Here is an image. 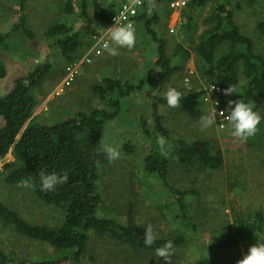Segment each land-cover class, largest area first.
<instances>
[{
    "label": "trees",
    "instance_id": "16d2710c",
    "mask_svg": "<svg viewBox=\"0 0 264 264\" xmlns=\"http://www.w3.org/2000/svg\"><path fill=\"white\" fill-rule=\"evenodd\" d=\"M119 3L120 1L105 6L99 0L58 2L55 10L53 9L55 6L52 8L55 13L49 15L42 36L50 40L48 47L55 49L59 58L51 59L46 54L47 56L35 64L29 72L24 76H16L9 86L0 92V159L10 155L12 157L2 165L0 179L10 187V190L28 184L37 201L53 205L62 211V219L53 226L31 224L22 219L16 211L8 208L0 199V221L4 225L12 226L16 233L25 238L45 243L60 251V255L56 258H41L32 261L31 264H86L84 253L89 239L94 235L104 236L119 243L121 250L133 247L148 253L156 251L168 240L173 242L174 249L185 243L188 237L174 232L172 235L158 236L151 247L146 246L140 225L123 223L109 205H105L107 209L104 207V196L100 191V175L107 167V170L113 169L114 164L108 161L101 150V145L110 143L117 146L119 140H125L124 135L112 137L108 133L115 129L113 122L120 112L122 110L129 112V106H125V103L131 101L130 98L140 90L144 91L145 97L149 100V113L153 122L152 129L145 127L149 125H143V135L146 133L150 140V148L145 156L139 157L142 159L141 170L144 173L141 174L140 179L143 182L147 175L152 176V174L158 178L159 185L165 193L174 199V205L178 210L175 216L180 218L179 224L183 229L189 224L194 227L189 222L187 204L183 198L186 195L199 196V194L196 190H180L170 185L168 158H176L180 167L187 173L193 170L198 173L220 171L223 167V154L219 147H212L207 140L188 141L170 136L162 126L159 106L167 105L165 95L159 94L162 84L170 82L171 79L172 87L182 93L179 109L194 119L201 114L202 97L205 93L203 88H194L185 93L181 86L173 83L174 74L181 75L179 72L184 69L183 62L177 65L171 63V58L166 52L165 39L157 35L152 27L169 17L172 10L168 7V0H155V8L152 11H149L146 1L135 18V28L142 26L155 43V60L150 65L157 69L156 73L150 78L136 81L132 71L134 69L132 59L125 58L124 54H121L120 58L115 57L114 62L111 61L108 67L102 66L98 71H91L88 64L89 68H85V72L91 71L92 74H87L84 78V84H88V89L86 85L84 86L87 89L85 95L77 96V99L71 96L73 102L65 98V103L59 107V113L65 108L70 111V116L66 119L43 122L34 115L35 108L48 89L63 72L65 73L66 65L76 61L90 47L92 43L90 35L94 31V28L90 27L91 24L100 28L107 26L110 16L117 10ZM209 4L210 12L203 20L206 24L205 29L199 35L192 51L197 59H200L201 67L208 68L206 72L208 82L220 88V104H226V109L229 100L243 99L246 103L254 102V111H258L263 118V126H258L262 132L264 52L259 47L264 42V4H259V0H189L186 7L181 10L182 15L187 19L184 27L192 29L189 20L190 11ZM18 5L16 21L7 33L0 34V49L5 48V39L14 35L19 29L30 38L35 36L25 24L24 11L27 8V0H19ZM44 10L48 11L49 8L46 7ZM76 10L80 11L84 19L85 30L83 25L74 29ZM242 13H247V17L241 19L243 24L238 17ZM249 17L253 19L251 21L253 26L248 30L243 26L246 25L245 21ZM250 32L253 34L251 35ZM175 47V52H181L184 60L189 57L190 49H184L181 45ZM100 71L102 74L100 73L98 79L93 73ZM6 72L5 62L0 58V79L6 76ZM46 80L50 85L43 88L42 85ZM229 85H234L237 93L225 95L223 89ZM96 101L97 105L94 104ZM72 103H75V106H72ZM48 104L53 106L51 101ZM234 106L233 104L231 107ZM134 119H130L129 125H132ZM160 135H163L173 146L168 150L167 156L161 154L156 142ZM262 135H257L256 140ZM261 140L264 138L262 137ZM132 149L129 144H122V151L131 153ZM41 170L45 173L57 174L67 172L69 179L67 183L57 185L55 190L45 192L41 190ZM229 176L236 177L231 173ZM121 177L134 184L133 177L128 179L123 174ZM134 178L138 179L135 176ZM123 182L130 185L127 181ZM232 184L236 186V179H233ZM130 195L138 197L139 193L134 191L130 194L122 191L120 197L124 199ZM235 219L237 224L235 228L228 223L219 226L216 234L205 247L204 255H199L192 264H214V254L218 250L232 249L238 252L237 245L242 244V251L246 254L250 246L259 242L264 243L263 218L259 212L253 211L250 212L249 217ZM123 254L124 252L119 255ZM0 264H25V262L0 250Z\"/></svg>",
    "mask_w": 264,
    "mask_h": 264
},
{
    "label": "rangeland",
    "instance_id": "374dc122",
    "mask_svg": "<svg viewBox=\"0 0 264 264\" xmlns=\"http://www.w3.org/2000/svg\"><path fill=\"white\" fill-rule=\"evenodd\" d=\"M63 1L27 0V8L24 11L26 14L25 24L26 28L35 36L30 38L19 29L14 35L5 39L4 43L6 46L0 49V58L5 62L7 72L6 76L0 79V92L5 90L16 76H24L47 55L51 59L59 58L58 52L48 47L50 40L42 36V33L48 22L49 15L51 16L54 15L53 12L55 13L52 8L58 2L62 3ZM99 1L103 5L109 6L111 3H118L120 0ZM18 3L19 0H0V34L7 33L10 26L16 21ZM259 4L263 5L264 0H259ZM46 7L49 8L48 11L44 10ZM55 8L56 6L53 9L55 10ZM210 9L211 5L209 4L200 9L196 8L190 11L189 20H191L192 24V29L190 30L184 27L187 19L182 15L181 11H171L168 18H164L161 22L152 25L156 34L165 39L166 52L171 58V63L177 65L183 62L184 69L179 72L181 75L174 74L173 83L181 86L185 93L194 88L204 89L213 84L208 82V73H206L208 68L201 67L200 59H197L196 54L192 51V47L198 41L199 35L205 29L206 24L203 23V20L209 14ZM238 17L239 21L241 19L244 20L247 17V13L239 14ZM251 17L245 21L244 29L249 30V28H252L251 21L253 19ZM74 18V29L84 26V19L80 11L76 10ZM241 22L243 24V21ZM90 27L94 28L90 35V38H92V35L96 34L100 27L92 24ZM83 30H85V26ZM250 33L251 35L253 34L252 32ZM150 38L146 29L142 28V26L141 28L136 26L135 47L130 50L120 48L119 56H112L104 51L100 56L91 57L90 62L82 65L75 82L62 94L55 95L53 89L63 78V72L37 105L34 115L43 122H50L53 119H66L70 116V111L63 108L59 113L60 105L64 104L65 100L73 102L70 99L71 96L77 99V96L85 95L88 84H84V78L87 74H92L91 71H98L102 66L106 65L108 67L109 63L115 57L120 58L121 54H124L125 58L131 57L132 67L135 69L132 71L136 81L141 78H150L157 72V69L150 65L155 60V43ZM263 43L259 48L264 52ZM177 45H181L187 50L190 49V55L187 59L184 60L181 52H175V46ZM86 51L87 49L83 54ZM19 58L22 59L20 60ZM88 64H90L91 71L85 72ZM100 73L101 71L93 73V75L96 74L99 79L102 74ZM77 82H80V84ZM49 83L46 80L44 85H42L43 88L50 85ZM170 85L171 79L170 82L162 84L159 94L165 95L166 91L172 87ZM130 99L131 101L126 100L128 102L127 104L125 103V106H129V112L122 110L118 118L113 122L115 129L110 130L111 133H108L112 137L124 135L123 138L125 137V140H119V144H117L121 151V157L111 163L114 164V168L110 170H107L108 167L106 169L103 168L105 172H101L100 175V191L102 196H104V207L109 205L115 212L114 214H118L117 218L119 216L121 222L140 225L143 234L145 233L146 224L151 223L159 237L172 235L175 232L186 235L188 238L184 244L174 249L172 260L167 262L163 258L158 259L155 256L156 251L148 253L129 246H127L129 248L121 250L119 243L106 239L104 236L94 235L87 244L83 257L84 262L86 264H192L198 259L199 255H204L205 247H207L222 223H228L235 228L237 226L235 218L249 217L250 212L253 211L262 215V233L264 234V140H261L262 137L264 138V129L261 132L260 128L256 133L258 136L263 134L259 140H256L258 136L254 135L247 141H239L231 135L232 129L228 122L224 128L218 127V118L212 127L201 129V116L205 115L209 109H212L203 100L201 114L197 119L191 118L179 108H170L168 105L159 106L162 114V126L168 131L170 136L188 141L196 139L207 140L212 147H219L223 154V167L220 171H202L199 173L195 170L187 173L180 167L176 158H168V180L170 185L178 187L180 190H196L197 194H199V196L194 194L186 195L183 198L187 204L186 211L190 218L189 222L194 225L193 227L189 224L183 229L179 224L180 218L175 216L178 210H176V205H174V199L168 193H165L159 185L158 178L152 174V176L147 175L146 180H143V182L140 179L141 174L144 173L141 170L142 159L139 157L145 156L150 148V140L147 138L146 133L143 135V125H149L145 127L152 129L153 122L149 113V100L145 97L144 91L140 90ZM50 101L51 103L53 102V106L48 104ZM94 104L97 105L98 102L96 101ZM72 106H75V103H72ZM226 106V104H221V108L224 110ZM143 107L144 109H142ZM261 112L264 113V111ZM131 118H135V123L133 121L132 125H129ZM262 123L263 118L259 124L260 127L263 126ZM124 143L133 147L131 153L121 150ZM11 159V155L0 159V171L2 165ZM230 173L236 177L229 176ZM121 174L128 179L133 177L134 184L121 177ZM132 175L138 179H135ZM229 177L231 178L229 179ZM233 179L237 181L236 186L232 184ZM123 181L129 182L130 185ZM14 190L15 192H13ZM122 191L130 194L135 191L139 193V196L130 195L121 199L120 194ZM0 199L3 200L8 208L16 211L22 219L31 224L53 226L62 219L60 208L37 201L29 187L24 185L22 188L18 187L10 190V187L5 185L4 181L2 182L0 179ZM237 249L238 252H234L232 249L218 250L214 254V264H238V261L245 254L242 251V244L237 245ZM0 250L7 255H13L15 258L23 260L25 264H31L32 261L41 258H56L60 255L59 250L45 243L25 238L16 233L12 226L4 225L1 221ZM123 252L124 254L120 256L119 254Z\"/></svg>",
    "mask_w": 264,
    "mask_h": 264
},
{
    "label": "clouds",
    "instance_id": "9594fccd",
    "mask_svg": "<svg viewBox=\"0 0 264 264\" xmlns=\"http://www.w3.org/2000/svg\"><path fill=\"white\" fill-rule=\"evenodd\" d=\"M140 0H128L126 11L138 5ZM155 8V0H148V9L152 11ZM134 14V13H133ZM106 31L99 33L98 43L101 44L104 51L109 55H119L120 48L132 49L136 45V28L132 22H122L120 16L114 18V26L105 28ZM215 86L212 87V89ZM211 89V91H212ZM225 95L237 93L234 85H229L223 89ZM164 98L170 108H179L181 106L182 93L175 87H170ZM234 107H231L232 105ZM254 102L246 103L243 99L238 101L229 100L228 112L225 115V110L219 112V116L223 117L231 125V135L239 141H247L250 137L256 135L259 131V124L261 123L262 116L258 111H254ZM217 121V109L212 107L207 113L200 118L201 129H208L212 127ZM162 155L167 156L168 150L173 146L168 143L167 139L160 135L157 138ZM101 150L107 156L108 161L114 162L121 157V151L118 146L111 144H102ZM69 177L68 173L57 174L56 172L45 173L43 170L40 172L41 190L48 192L56 189L57 185L67 183ZM29 187L28 184L24 185ZM158 239L154 226L147 223L144 233V244L151 247ZM174 251V245L171 240L166 241L162 246L158 247L155 256L163 258L165 261L170 262ZM238 264H264V243L250 246L248 252L238 261Z\"/></svg>",
    "mask_w": 264,
    "mask_h": 264
},
{
    "label": "built area",
    "instance_id": "2783aa9c",
    "mask_svg": "<svg viewBox=\"0 0 264 264\" xmlns=\"http://www.w3.org/2000/svg\"><path fill=\"white\" fill-rule=\"evenodd\" d=\"M146 1L148 0H140V2L138 3L136 7L131 8L126 11L128 0H120L117 10L110 16L107 26H105L104 28H100L98 32H96V34L92 35V43L90 47L87 49L86 53L83 54V56L80 59L73 61L72 63H69L66 65L63 78L60 80L57 86L54 87L53 89V93L55 95L62 94L66 89H68L72 85L75 78L79 75L80 69L83 64L90 62L91 57L100 56V54L104 52L101 44L98 43L99 33L105 32L106 31L105 28L107 27L114 26V18L116 16H120L122 19V22L130 21L135 25V18L138 15V11ZM188 2L189 0H168V7L172 11H181L182 9L186 7ZM213 86L215 85L212 84L204 88L205 93L202 97V100L207 102V104H209L211 107L213 106L216 107L217 118H218V123H219L218 127L224 128L227 121L223 117L219 116V112L221 110H224L221 108V104H220V88L218 86H215L212 89ZM225 115H227L226 112H225Z\"/></svg>",
    "mask_w": 264,
    "mask_h": 264
}]
</instances>
